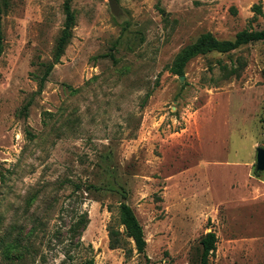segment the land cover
Returning <instances> with one entry per match:
<instances>
[{"label": "rangeland", "instance_id": "1", "mask_svg": "<svg viewBox=\"0 0 264 264\" xmlns=\"http://www.w3.org/2000/svg\"><path fill=\"white\" fill-rule=\"evenodd\" d=\"M65 1L0 0V264H146L121 203L148 264H199L209 232V264H264V41L171 73L205 33L263 30L264 0H69L57 60Z\"/></svg>", "mask_w": 264, "mask_h": 264}, {"label": "trees", "instance_id": "2", "mask_svg": "<svg viewBox=\"0 0 264 264\" xmlns=\"http://www.w3.org/2000/svg\"><path fill=\"white\" fill-rule=\"evenodd\" d=\"M69 0H66L64 3V11H65V21H64V29L62 35L60 37L56 59L58 60L61 54L63 53L64 46L69 39L70 31L73 29L75 24V16L69 4ZM255 10L257 13L262 14L264 16V12L262 11L260 6H255ZM2 8L0 6V56L3 52L2 47ZM264 41V29L257 31H249L243 30L236 34L234 40H223L220 41L216 37H214L211 33H205L201 35L198 40L187 47L184 52L177 58L171 67V73L174 75L183 76L184 68L186 64L199 55H205L212 51H217L220 53H229L238 49L241 46L247 45L252 42ZM49 69L46 71L42 81L49 74ZM119 221L120 225L123 227V234L126 238L130 239L134 243L135 250L137 254L143 255L146 258V264H148V257L146 255V239L144 235V230L139 220L137 219L132 208L125 204L121 203L119 208ZM86 222L85 219L83 221ZM109 239L111 248H118L123 246L121 233L118 229L114 227H109ZM217 237L213 232L207 233L201 239L202 252L200 256L199 264H209V258L213 254L216 249ZM83 264H95L93 259H87L83 262Z\"/></svg>", "mask_w": 264, "mask_h": 264}, {"label": "water", "instance_id": "3", "mask_svg": "<svg viewBox=\"0 0 264 264\" xmlns=\"http://www.w3.org/2000/svg\"><path fill=\"white\" fill-rule=\"evenodd\" d=\"M110 6L114 13H117V6L114 0H110ZM183 77V76H181ZM256 171L259 173H264V145L258 147L256 150Z\"/></svg>", "mask_w": 264, "mask_h": 264}]
</instances>
